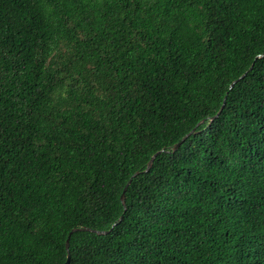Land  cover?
<instances>
[{
	"label": "trees",
	"instance_id": "16d2710c",
	"mask_svg": "<svg viewBox=\"0 0 264 264\" xmlns=\"http://www.w3.org/2000/svg\"><path fill=\"white\" fill-rule=\"evenodd\" d=\"M0 264H264V0H0Z\"/></svg>",
	"mask_w": 264,
	"mask_h": 264
},
{
	"label": "water",
	"instance_id": "95a60500",
	"mask_svg": "<svg viewBox=\"0 0 264 264\" xmlns=\"http://www.w3.org/2000/svg\"><path fill=\"white\" fill-rule=\"evenodd\" d=\"M260 56H261V55H260ZM250 68H251V67H250ZM245 74H246V72L243 73V74H242L240 77H238L236 80H234V81L230 84L229 88H231V87H232L237 81H239L240 79H242V78L245 76ZM179 144H180V142L176 143V144L174 145L173 149L177 148ZM155 156H156V153H154V154L150 157L149 161L147 162L146 168L144 169V172H146V171L149 170V168L151 167L152 162H153V159L155 158ZM138 173H139V172H135V173L130 177V179H129V180L127 181V183L125 184L124 189H123V191H122V193H121V195H120V201H121V203H122V205H123V209H124V210H125L124 192H125V190H126L128 184L130 183L131 179H132L134 176H136ZM121 217H122V216L119 217V220L121 219ZM75 231H93V232H96V233H103L102 231H95V230L89 229V228H87V227H78V228H73V229H71V231L69 232L68 237H67V239H66V241H65V249H66L67 253H68V247H69V244H68L69 236H70V234H71L72 232H75ZM69 257H70V256H69V253H68V254H67V259H66L65 263H68V261H69Z\"/></svg>",
	"mask_w": 264,
	"mask_h": 264
}]
</instances>
